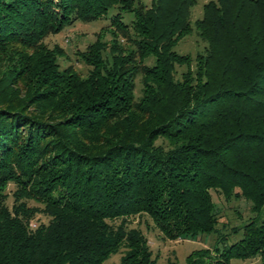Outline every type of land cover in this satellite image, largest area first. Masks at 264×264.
Wrapping results in <instances>:
<instances>
[{
  "label": "trees",
  "instance_id": "1",
  "mask_svg": "<svg viewBox=\"0 0 264 264\" xmlns=\"http://www.w3.org/2000/svg\"><path fill=\"white\" fill-rule=\"evenodd\" d=\"M196 2L0 0V264H155L129 218L167 239L218 233L212 192L256 215L186 264H264V0H210L192 23ZM109 12L127 45L78 51L84 76L61 67L43 39ZM193 27L205 45L191 68L175 46Z\"/></svg>",
  "mask_w": 264,
  "mask_h": 264
},
{
  "label": "rangeland",
  "instance_id": "2",
  "mask_svg": "<svg viewBox=\"0 0 264 264\" xmlns=\"http://www.w3.org/2000/svg\"><path fill=\"white\" fill-rule=\"evenodd\" d=\"M148 2L149 0H140ZM210 0H197L196 4L190 9V21L193 23L197 18L203 14V6ZM110 12L94 21H81L77 20L73 24L66 26L59 33L49 34L43 42L48 47L53 48L59 46L65 52V55L58 57V62L62 66L72 65L81 75H86L89 67L82 62L77 55L78 51H84L90 43L97 39L106 44H111L117 39L121 45H127L124 38L120 33L113 31V29L106 27L109 24ZM132 15L129 12L123 13L125 22H129ZM106 28L103 30V28ZM205 42L199 37L198 33L192 28L190 33L186 34L175 46V50L179 53L188 54L193 59L191 68H194V57L198 52L203 51ZM129 46V45H128ZM104 54L109 55V49L104 51ZM1 64V63H0ZM1 66V65H0ZM186 66H181L185 70ZM0 69V74H1ZM142 75L137 74L134 80V95L138 99L142 95ZM163 139H158L157 143L162 142ZM17 188L13 183H9L4 187V192L7 194L6 203L9 207L12 206L13 196L12 193ZM213 201L215 202L216 211L218 213V233L199 234L195 237L167 239L155 226L153 220L147 215L135 216L129 218L128 227L138 228L145 235L148 244L153 252L155 264H186V256L193 250L201 248H209L211 254H214V245L217 243L219 237L227 236L228 241H231L239 236L240 228L242 225L256 215L251 209V202L243 197H230L225 198L222 194L212 192ZM30 206L36 205L34 201H29ZM47 222V217L43 214H36L35 219L31 222L35 226L38 222ZM115 222H119L116 220ZM237 230V234L232 230ZM226 238V239H227ZM221 245L222 244H218ZM123 253V248L117 253L111 254L106 263H118L120 256ZM229 264H260L258 256L249 259L233 258Z\"/></svg>",
  "mask_w": 264,
  "mask_h": 264
}]
</instances>
